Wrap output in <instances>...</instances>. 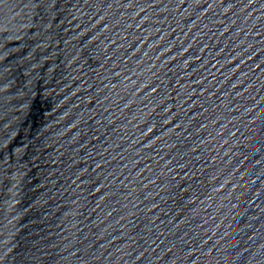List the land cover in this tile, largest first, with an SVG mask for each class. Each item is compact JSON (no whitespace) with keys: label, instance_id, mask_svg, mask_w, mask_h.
Returning a JSON list of instances; mask_svg holds the SVG:
<instances>
[{"label":"water","instance_id":"water-1","mask_svg":"<svg viewBox=\"0 0 264 264\" xmlns=\"http://www.w3.org/2000/svg\"><path fill=\"white\" fill-rule=\"evenodd\" d=\"M0 264H264V3L0 0Z\"/></svg>","mask_w":264,"mask_h":264},{"label":"snow or ice","instance_id":"snow-or-ice-1","mask_svg":"<svg viewBox=\"0 0 264 264\" xmlns=\"http://www.w3.org/2000/svg\"><path fill=\"white\" fill-rule=\"evenodd\" d=\"M253 0H249V3H252ZM261 3H264V0H261Z\"/></svg>","mask_w":264,"mask_h":264}]
</instances>
